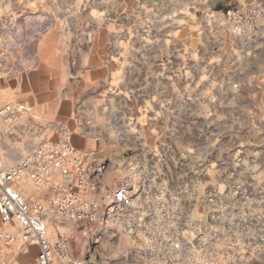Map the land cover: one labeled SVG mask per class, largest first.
Listing matches in <instances>:
<instances>
[{"label": "crops", "instance_id": "0c3cea01", "mask_svg": "<svg viewBox=\"0 0 264 264\" xmlns=\"http://www.w3.org/2000/svg\"><path fill=\"white\" fill-rule=\"evenodd\" d=\"M259 5L264 0L1 3L0 107L24 104L39 117L21 116L10 133L28 135L33 122L36 145L66 141L81 153L94 152V161L106 166V185L130 160L146 164L163 187L177 188L184 173L201 168L209 169L211 186L225 169L245 186L264 184V19L244 44L220 15ZM44 20L51 29L31 34ZM82 25L90 34L72 38L68 31ZM77 78L85 94L99 89L98 98L84 99V110L101 113L89 112L86 128L77 111ZM115 111L121 131L95 127L110 124ZM21 191L46 202L28 181ZM133 240L138 246L142 237Z\"/></svg>", "mask_w": 264, "mask_h": 264}, {"label": "built area", "instance_id": "2783aa9c", "mask_svg": "<svg viewBox=\"0 0 264 264\" xmlns=\"http://www.w3.org/2000/svg\"><path fill=\"white\" fill-rule=\"evenodd\" d=\"M220 15L246 44L256 37L264 5L228 8ZM51 27L48 20L35 25L37 31ZM21 116L39 120L27 105H2L0 133L9 134ZM105 171V164L94 161V152L81 153L66 141L40 143L10 165L0 161V264L15 263L17 254L7 255L16 241L21 250L36 248L30 264H81L67 255L58 257L49 242L46 223L53 216L141 236L132 251L136 264L263 261L264 184L245 186L225 169L220 171L219 191L218 185L208 184L209 169L201 168L183 172L177 188L163 187L146 164L130 160L117 181L106 185ZM24 181L38 187L46 202L26 198Z\"/></svg>", "mask_w": 264, "mask_h": 264}, {"label": "rangeland", "instance_id": "374dc122", "mask_svg": "<svg viewBox=\"0 0 264 264\" xmlns=\"http://www.w3.org/2000/svg\"><path fill=\"white\" fill-rule=\"evenodd\" d=\"M33 15H28V17ZM76 21H81L83 24L85 21L82 16H75ZM92 25V37L98 36L97 23L98 16L93 15L91 17ZM79 27V26H78ZM84 25L80 26V29L68 31L71 37L78 38L82 41L84 35H88L89 29H83ZM49 30V29H47ZM47 30L42 31H32L31 34H41L47 32ZM67 35V30L64 31ZM30 36V32L28 33ZM80 47V46H79ZM78 48V47H77ZM82 48V47H81ZM0 49H3L0 47ZM77 83L75 87L77 88V111L79 116L80 126L82 127L88 125L85 122V118H89L90 115L100 116L101 113L96 111L84 110V99H90L91 96L99 97V89H92L88 87L86 94L83 90V78H77ZM92 91V92H91ZM111 111L106 110L104 115ZM113 114V113H112ZM115 113L112 115V121L110 124L104 125L102 121L99 125L95 126L97 129H103L110 134H116L121 131L117 124ZM88 120V119H87ZM36 127L32 122L29 126V133H37ZM131 127H129L130 130ZM88 129V128H87ZM119 130V131H118ZM34 131V132H33ZM132 132V130H131ZM133 132L134 129H133ZM22 135L17 134L15 131L7 135L0 133V161L5 165H10L18 160L20 155L25 151V147L28 145H33L38 143L39 135ZM36 145V144H35ZM46 232L49 242L53 245L58 257L69 256L72 259L80 262L81 264H136V260L132 254L133 249L136 247V243L133 240V236L127 234L125 231H103L96 227H88L85 224L75 223L69 220L58 219L56 217H48L46 223ZM20 242H15L13 244V252L7 255L9 259L14 253L17 254L15 263L13 264H30L37 254L36 248H30L32 250L29 252H24L21 250ZM28 251V248H27ZM6 254V253H5Z\"/></svg>", "mask_w": 264, "mask_h": 264}]
</instances>
